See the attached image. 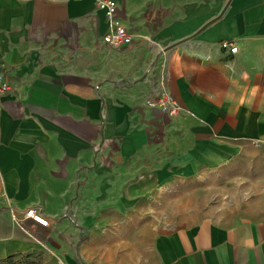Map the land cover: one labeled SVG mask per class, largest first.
<instances>
[{
	"label": "crops",
	"instance_id": "crops-1",
	"mask_svg": "<svg viewBox=\"0 0 264 264\" xmlns=\"http://www.w3.org/2000/svg\"><path fill=\"white\" fill-rule=\"evenodd\" d=\"M114 1L0 0V264H264V0Z\"/></svg>",
	"mask_w": 264,
	"mask_h": 264
},
{
	"label": "built area",
	"instance_id": "built-area-1",
	"mask_svg": "<svg viewBox=\"0 0 264 264\" xmlns=\"http://www.w3.org/2000/svg\"><path fill=\"white\" fill-rule=\"evenodd\" d=\"M97 6L105 11L106 19L109 22V30L103 36V41L112 48H119L123 45H129L133 42V36L127 28L121 23L116 22L117 2L114 0H97ZM230 47L231 52L238 51V47L233 43H226ZM164 86V83H162ZM12 91V85L5 79L2 66L0 65V101L8 96ZM145 105L168 113L170 116H176L180 111L177 101L164 89H160L154 96L145 100ZM23 217H16L19 226L24 227V219H31L35 224L48 227L49 219L37 207L27 208L22 214Z\"/></svg>",
	"mask_w": 264,
	"mask_h": 264
},
{
	"label": "rangeland",
	"instance_id": "rangeland-1",
	"mask_svg": "<svg viewBox=\"0 0 264 264\" xmlns=\"http://www.w3.org/2000/svg\"><path fill=\"white\" fill-rule=\"evenodd\" d=\"M192 189L190 184L184 185L183 191L179 195H176L173 201L175 205L167 208L169 218L176 224H189L205 216H213L221 210V208L215 207V201L201 199L202 192L199 194V200L192 199L191 194L196 193L192 192ZM193 197L195 196L193 195ZM180 198L182 201H180ZM180 202H182L181 206Z\"/></svg>",
	"mask_w": 264,
	"mask_h": 264
},
{
	"label": "water",
	"instance_id": "water-1",
	"mask_svg": "<svg viewBox=\"0 0 264 264\" xmlns=\"http://www.w3.org/2000/svg\"><path fill=\"white\" fill-rule=\"evenodd\" d=\"M192 37H193V36H189V37H187V38H184V39H182V40H179V41H177V42H175V43L169 45V46L167 47V50L170 49V48H172V47H174V46H176V45H178V44H180V43H182V42H184V41H186V40H188V39H190V38H192Z\"/></svg>",
	"mask_w": 264,
	"mask_h": 264
},
{
	"label": "trees",
	"instance_id": "trees-1",
	"mask_svg": "<svg viewBox=\"0 0 264 264\" xmlns=\"http://www.w3.org/2000/svg\"><path fill=\"white\" fill-rule=\"evenodd\" d=\"M149 13H150V9L148 8V9L146 10V12H145V15H146L147 18L149 17Z\"/></svg>",
	"mask_w": 264,
	"mask_h": 264
}]
</instances>
